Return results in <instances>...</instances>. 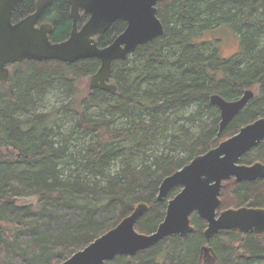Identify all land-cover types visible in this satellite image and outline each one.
<instances>
[{"label":"trees","instance_id":"1","mask_svg":"<svg viewBox=\"0 0 264 264\" xmlns=\"http://www.w3.org/2000/svg\"><path fill=\"white\" fill-rule=\"evenodd\" d=\"M34 3L23 0L20 8L29 13ZM55 3L51 39L58 42L69 36L72 18L68 0ZM157 8L164 33L127 60L113 62L116 91L90 87L98 58L9 64L10 76L0 81V264H60L117 226L140 202L150 209L136 229L152 233L168 204L158 200L162 180L264 117V0H166ZM222 26L238 39L230 57L222 55L219 38H204ZM124 28L123 20L114 22L97 37L99 45L111 43ZM55 84L71 100L59 110L38 113ZM248 89L255 96L219 132L220 111L210 96L236 100ZM93 107L95 114L87 113ZM60 109L76 110L79 130L61 133ZM186 122L199 130L190 132ZM161 137H177L176 144H162L187 156L155 153ZM120 155L123 166L112 172ZM254 159L264 161V141L241 162ZM230 182L223 188L222 208L264 205L262 180ZM193 222L195 231L186 238L171 235L104 264H198L206 222L196 214ZM212 243L218 264H264V234L222 230Z\"/></svg>","mask_w":264,"mask_h":264},{"label":"water","instance_id":"2","mask_svg":"<svg viewBox=\"0 0 264 264\" xmlns=\"http://www.w3.org/2000/svg\"><path fill=\"white\" fill-rule=\"evenodd\" d=\"M21 0H0V81L8 79V64L25 59L36 61L60 60L74 63L81 59L98 58L100 67L90 77L92 89L116 91L112 79L113 62L126 60L139 45L163 35L164 24L158 17V2L166 0H69L72 30L63 41H52V26L36 27V21L53 0H38L37 11L17 23L12 22L15 6ZM80 9L90 14L79 28ZM125 20L127 27L107 46H99L94 36L103 35L111 25ZM255 92L246 90L236 100H227L220 94L210 96L220 111L222 132L246 107ZM264 140V117L250 122L216 147L195 156L188 164L166 176L159 187L158 200L163 201L176 186L182 189L168 201L164 219L152 233L136 229L139 219L149 211L146 202L138 203L131 214L122 219L85 248L75 252L60 264H104L117 255L134 256L165 237L179 235L186 238L195 231L191 215L197 211L207 221L204 231L210 240L220 230H234L241 234H264V208L231 207L218 213L224 181L232 176L237 181L264 177V163L240 164L241 157ZM209 251L210 247H204Z\"/></svg>","mask_w":264,"mask_h":264},{"label":"rangeland","instance_id":"3","mask_svg":"<svg viewBox=\"0 0 264 264\" xmlns=\"http://www.w3.org/2000/svg\"><path fill=\"white\" fill-rule=\"evenodd\" d=\"M205 39H212V38H219L220 39V48H221V53L223 56L225 57H230L231 55H233L235 52H237L239 45H238V39L236 38V36L232 33L231 28L229 26H222L219 29H215V30H210L206 33V35H204ZM90 82V80H88ZM71 100V96L66 92V89L63 88L62 86H58V84H55L47 93V95L44 97L43 102L40 103V107L38 108V113H47L50 110H55L61 108V106L67 104L69 101ZM82 101L83 99H79L77 101ZM63 110V109H60ZM97 109L95 107H93L92 109L88 110L87 113L89 114H95V111ZM60 116L62 119V127H61V133H68L70 128H73L74 130H79L78 126H77V122H78V115L76 114V110L75 109H68V110H63L60 111ZM213 118V116H209V118L207 119V121H210ZM124 118H120V121H123ZM186 126L188 128H190V132L195 133L199 130V125L198 124H190V122H186L185 123ZM82 136V135H79ZM231 137V136H230ZM87 139H85V141H87ZM179 140L174 137L165 139V138H157L156 142H158L156 144L153 145L154 147V151L155 153H159L161 154V152H168L170 153L169 149L166 148L162 143L163 142H167V143H171V144H176ZM128 151H131L130 148H128ZM153 151V152H154ZM137 154L139 152H136ZM152 154V153H151ZM160 154H158L160 156ZM169 155L171 156H175L176 158H183L185 156H187L186 153H181L178 150L173 151V153H170ZM122 159L123 156H118L113 162H112V167L111 170L112 172H116L117 170H119L122 166ZM63 169L66 170L68 169L67 167H64V165H62ZM229 182V183H228ZM230 184V181L226 182V185ZM182 189V186L178 185L175 188H173L168 196L165 198L168 201L173 198L177 193H179ZM222 200V204L223 202L225 203V197L221 199ZM232 203H228L226 205H230ZM230 207V206H229ZM234 207V206H232ZM227 208V207H225ZM221 209L222 206H221ZM192 220V218H191ZM207 227V223L205 226V229ZM205 231V230H204Z\"/></svg>","mask_w":264,"mask_h":264},{"label":"flooded vegetation","instance_id":"4","mask_svg":"<svg viewBox=\"0 0 264 264\" xmlns=\"http://www.w3.org/2000/svg\"><path fill=\"white\" fill-rule=\"evenodd\" d=\"M23 0H21L16 6H15V8H14V12H13V17H12V22L13 23H17V22H19V21H21L22 19H25L26 17H28V16H30V15H32V14H34L36 11H37V4H38V0H34V9H33V11H31V12H29V13H27V11L25 10V7L24 8H20V5H21V2H22ZM56 2V0H53L45 9H44V11L40 14V16L38 17V19H37V21H36V27H40L41 25H43V24H49V25H51L52 26V32L50 33V39H51V35H52V33H53V31H54V29H55V24H54V22H53V19L54 18H57V14H56V11L54 10V6H55V3ZM68 3H69V7H70V16H71V5H70V2H69V0H68ZM27 9V8H26ZM28 10V9H27ZM86 18V20H85V22L84 23H81V19L82 18ZM71 18H72V16H71ZM89 18H90V14H87V13H85V10L84 9H80V19H79V21H78V25H79V28H81L88 20H89ZM119 20H122V19H119ZM118 21V20H117ZM124 22H125V28L127 27V22L125 21V20H123ZM116 22V21H115ZM81 23V24H80ZM72 25H73V18H72ZM112 26V25H111ZM125 28L123 29V31L125 30ZM71 30H72V26H71ZM71 30H70V33H71ZM109 30V29H108ZM107 30V31H108ZM106 31V32H107ZM122 31V32H123ZM105 32V33H106ZM121 32V33H122ZM70 33H69V35H70ZM104 33V34H105ZM103 34V35H104ZM98 36H102V35H99V34H97L96 36H94L95 38H96V40L98 41ZM118 36V35H117ZM116 36V37H117ZM69 37V36H68ZM67 37V38H68ZM115 37V38H116ZM66 38V39H67ZM52 40V39H51ZM115 40V39H114ZM113 40V41H114ZM53 41V40H52ZM112 41V42H113ZM111 42V43H112ZM99 43V42H98ZM110 44V43H109ZM109 44H107V45H109ZM107 45H105V46H107ZM100 46V45H99ZM140 46V45H139ZM138 46V47H139ZM101 47H104V46H101ZM137 47V48H138ZM136 51V50H135ZM134 53V52H133ZM130 56V55H129ZM129 58V57H128ZM127 58V59H128ZM126 59V60H127ZM124 61V60H123ZM8 67L11 69V67L8 65ZM110 82H112V81H110ZM236 134V133H235ZM264 141V140H263ZM217 146V145H216ZM215 146V147H216ZM257 147V146H256ZM253 148H255V147H253ZM252 148V149H253ZM251 149V150H252ZM251 150H249L248 152H250ZM248 152H246L244 155H246ZM243 155V156H244ZM242 156V157H243ZM242 157H241V159H240V164H244V165H252V164H254L255 162H257V161H260V162H262V163H264V161H262V160H260V159H254L253 161H251L250 163H245V162H241L242 161ZM258 180H262V184H264V177H262V178H256V179H254V180H243V181H237L236 180V177L235 176H232L230 179H227V180H225L224 181V185H223V188H224V186L226 185V182L227 181H232V182H236V183H242V182H244V181H247V182H252V181H258ZM223 188H222V192H223ZM221 197H222V193H221ZM221 206H222V200H221V205H220V207L217 209V211H218V213H220V211H222V210H224V209H227V208H231V207H227V208H223V209H221ZM242 206H249V207H260V208H264V205H262V206H257V205H242ZM239 207H241V206H239ZM195 214L201 219V220H203V221H205L206 223H207V221L205 220V219H203L202 217H200V215L198 214V212L197 211H194L193 213H192V215H191V218H192V220H191V222H192V224L194 225V227H195V224H194V222H193V219H194V217H195ZM204 230H205V228L203 229V234H204ZM220 231H222V230H220ZM234 231V230H233ZM219 233V232H218ZM218 233H216L210 240H208V239H206V237H205V234H204V237H205V241L201 244V246L199 247V263L198 264H218V262H219V259H218V255H217V252H216V249H215V247H214V245H213V240H214V238L217 236V234ZM249 233H251V232H248V233H246V234H249ZM241 234V233H240ZM246 234H244V235H246ZM251 234H253V233H251ZM253 235H255V234H253ZM255 236H257V235H255ZM262 236V235H261ZM210 247L211 249L209 250V251H206L205 249H204V247Z\"/></svg>","mask_w":264,"mask_h":264}]
</instances>
